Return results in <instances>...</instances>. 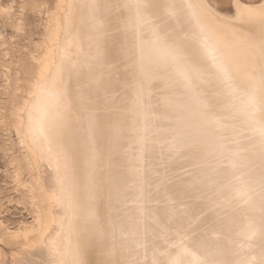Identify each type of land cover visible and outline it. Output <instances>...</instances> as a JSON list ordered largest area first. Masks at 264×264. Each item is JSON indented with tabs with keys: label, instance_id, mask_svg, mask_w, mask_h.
<instances>
[{
	"label": "bare ground",
	"instance_id": "6f19581e",
	"mask_svg": "<svg viewBox=\"0 0 264 264\" xmlns=\"http://www.w3.org/2000/svg\"><path fill=\"white\" fill-rule=\"evenodd\" d=\"M108 1L100 20L101 32L95 33L97 28L90 22L89 11L96 8V0H59L61 17H49L45 42L25 47L3 41L8 63L2 75L4 88L0 90L5 99L0 106V125L9 134L4 155L15 169V180H25L24 198L31 203L34 220L17 232L0 233V264H7L3 247H27L16 262L39 264L36 254L45 250L40 247L55 243L59 252L51 258L56 264L260 263L256 214L246 218L249 226L244 232V186L202 188L196 178L198 117L193 90L189 88L196 78L191 48L197 39L185 38L189 33L194 37L195 30H189L192 19L196 18L195 24L207 25L204 18L198 19L202 11L199 0H192L194 11L184 1L183 11L188 13L179 29L170 28L174 38L171 57H158L153 47L146 46L140 38L143 28L138 25L135 35L139 37L131 40V50L121 47L120 40L127 38L122 31L130 33L132 25L125 21L116 24L120 20L117 17L124 13L122 0ZM31 3L30 8L35 9ZM205 6L204 14L210 7L209 3L207 9ZM136 7L140 13L141 4ZM21 13L15 16L18 31ZM159 15L162 23H170L167 8H160ZM76 18L78 23L74 25ZM79 30L85 34L80 32L79 37H85L86 51L88 47L94 49L89 57L82 54L77 58L80 41H76L74 32L77 35ZM73 35L78 44H74ZM121 53L133 54L127 61L124 55L119 56ZM178 55L183 63L179 66L183 70L180 81L160 92L155 80L162 71L156 68L171 65L174 61L170 59ZM220 55L223 52L218 47L219 62L223 60ZM125 69L131 72L126 74ZM257 70L246 76L229 71L244 88L239 99L248 116L243 117L240 110L236 143L244 140V128L260 131L264 138V67L258 65ZM126 76H138V81L128 78V85L119 87L117 82ZM138 82L149 86L140 88ZM252 82L255 90H248ZM128 86L147 90V95L138 91L136 98L126 103L120 90ZM229 86L232 91L236 88ZM170 95L177 97L168 100ZM127 107L136 109L130 122ZM133 194H138L135 202ZM122 198H131L132 203L126 205ZM252 204H247L249 210ZM117 205L121 211L128 209L131 224L124 232L128 237L106 247L101 242V229ZM39 248L40 253L36 251ZM43 259L40 264L49 263Z\"/></svg>",
	"mask_w": 264,
	"mask_h": 264
},
{
	"label": "rangeland",
	"instance_id": "374dc122",
	"mask_svg": "<svg viewBox=\"0 0 264 264\" xmlns=\"http://www.w3.org/2000/svg\"><path fill=\"white\" fill-rule=\"evenodd\" d=\"M184 1L189 4L193 11L196 9V6L194 5L195 3H193L192 0H135L134 2L130 0H122L121 5L123 6V10L121 11H124V13H121L117 17V19L120 20H117L115 23L117 24L119 23L118 21H125L132 25V28L130 33L122 31L127 38L120 40L121 47H129L131 50V40H134L135 38L138 39L139 37L135 35L137 34L136 26L138 25V27L143 28L142 31L140 30V32H142L140 38L145 41L146 46L153 47L152 49L158 57H171V45H173L174 38L170 32L172 31L170 28L173 26L176 28H178L179 25L181 26V19L186 13H188L187 10L183 11L182 5L184 4ZM201 1L202 0L197 1L198 3L200 2L199 5L205 4V8L210 6V10L209 8H206L208 14L206 11L205 14L211 15L206 17L207 15L205 16L203 9L204 6L200 7L198 5V8H202L201 12L204 14L202 15L201 12H198V19L200 18L201 20V18H204L203 20L207 22V25L206 23L204 26L195 24L196 18L192 19V21L190 20V23L193 24L189 30L192 29V32L195 30L193 33L194 37L189 33L186 36L188 39L185 38L189 41L193 38L197 39V41L194 40L195 44L191 48L194 51L196 78L194 85L189 88V90H193L192 96L196 102L198 117V127L196 132V140L198 144V151H196V178L198 184L202 188L244 186V193L246 194L244 198V212L246 213V215H244V232H246L249 226L246 218L251 214H256L258 221L255 222V230L258 233L257 258L260 260V263L258 264H264V138H262L263 135L260 131L252 130V128H244V140L236 143L239 134L237 128L239 121L237 117L240 110L244 112L243 117L248 116L246 106L243 105L239 99V92H244L241 91L244 88L238 86V79L232 75L236 71L239 73L241 72L240 74L238 73V75H252L258 71V65L259 68H261V66L262 68L264 67V51L262 52V50H264V0H205L206 3L204 0L202 3ZM31 2H34L35 9L30 8L32 4ZM108 3V0H96L98 8L96 6L93 11H89L90 14H92L91 21L90 19L89 21L92 23V26L94 25L97 28V30L94 29V31L96 30L95 33L102 31L100 20L103 18L105 8L109 6ZM138 3L142 6L140 13L138 12V7H136ZM214 4L215 8H213ZM163 7L167 8L168 13L170 14V19H168L171 21L168 24L162 23L159 15L160 8ZM212 9L217 11V14L214 10L213 12L215 13H212ZM97 10L101 15L96 14ZM200 10L201 9H198V11ZM220 12L222 13L218 14ZM225 12L228 16L224 14ZM20 13L21 26L18 31L15 28V16ZM56 16L61 17L59 0H0V90H3L4 88L2 75L4 73V67L8 63V57L4 56L7 45H4L3 41H7L8 43L17 42L25 47L45 42L48 39L49 17L56 18ZM211 18H213L215 22H213ZM205 19H208V21ZM218 20L221 22L216 24ZM226 20L228 21L222 24V22ZM90 22L88 24H90ZM209 22H212V24ZM76 23H78L77 18L74 25H76ZM93 27L90 26L89 29L91 28L90 30H93ZM119 29H121V27ZM80 32L82 31L79 30L77 35L74 32V35L79 38L76 39V41H80L79 44L74 40L75 36L73 35L72 37L73 42L75 41L74 44L79 45V50L77 51L80 55H78L77 51H73L76 52L73 54L80 56H76L77 58H81L82 54H86L85 56L88 55L87 57H89L93 54L94 49L88 47V50L86 51L87 47L85 49L83 44V38H85L83 35L85 34L82 32L83 35L79 37V34H81ZM179 32H183L181 27ZM182 39L184 38H181L180 40ZM259 41L263 44L260 43L261 47L259 46ZM218 47L223 52V55H220L223 60L220 62L216 58ZM89 49L92 51L90 52ZM86 52L89 53L87 54ZM132 54L121 53L119 56L124 55L125 60L128 61L131 59ZM146 56L144 57V60L145 66L147 67ZM181 59L182 56L178 55L177 57L170 59L171 61H174L172 64L169 63L171 65L168 64L169 66L164 68L159 65L156 68L157 71H162L161 74L158 73L157 80H155L157 83V90L160 92L163 90H170L171 85L177 84V82L180 81L179 76L183 73V70L180 68L183 66ZM231 70H233L234 73L231 72L230 74L229 71ZM263 71L261 72L263 73ZM130 72L131 71L128 69H125L126 74ZM235 75H237V72ZM122 78L123 80H121L120 83L117 82L118 86L121 88L128 85L125 84V82L129 83L128 78L130 77L126 76L125 78ZM130 79L137 82L138 76ZM242 79L244 81V78ZM136 84L138 86L141 85L140 88L149 86L146 82H138ZM229 85L236 87L233 88L234 91L229 89L232 88ZM254 86L255 83H250V89L248 90H255ZM131 87L128 86L127 89L120 90V95H122L121 98L126 103L127 100L133 101L134 98H136L138 91L147 95V90H134V88ZM176 97L177 96L175 95H170L167 99L174 100ZM3 100L5 99L0 94V106ZM134 106L136 105L134 104ZM127 108L130 110L129 107ZM135 114L136 109L131 108L127 114V121L130 122L131 119L135 118ZM8 135L9 134L5 131V128L0 125V233H8L10 231L17 232L24 226L32 224L34 220V212L31 203L28 198H24L23 185L25 184V180L22 179L21 182L15 180V169H13V166L9 165L8 160L4 155V149L6 148L7 143L6 140L9 137ZM114 187L119 186L114 185ZM116 191H119V189H116ZM121 194L123 193L121 192ZM248 194H251L252 196H249ZM137 196L138 194H133L134 202L136 201L134 197ZM122 199L125 200L126 198ZM118 200V202H120L121 197H118ZM127 202L132 203V199H126L124 204L127 205ZM141 202L142 201H140V203ZM249 202L253 203L252 206H250V210L247 206ZM111 210L110 216H108V224L104 225L101 229V232H104V239H101V242L106 247L112 243L117 244L122 240H125L128 236L126 232L125 237L124 232L129 227V224H131L130 215L127 214L128 209L121 211L118 209L117 205ZM52 239L53 237L44 241L43 246L44 243L47 244V242ZM245 241L248 242L246 235ZM55 244H47L45 247H40L49 251L43 250V252L40 253L42 249L39 248L40 250H36L40 253L39 255L36 254V256H38L37 262L39 264L45 253L47 255H45L46 258H44L46 259L45 261L49 262L48 264H56L53 257L58 254L59 248H57V245ZM143 247L144 242H142L141 245L142 249ZM26 248L27 247L20 245L3 247L7 264H18L16 262V257L20 259L22 257L20 253L24 252ZM51 256L53 257L51 258ZM40 257H42L41 261L39 259ZM48 257L52 260H48ZM42 264L46 263L43 261ZM244 264H246V262H244Z\"/></svg>",
	"mask_w": 264,
	"mask_h": 264
}]
</instances>
